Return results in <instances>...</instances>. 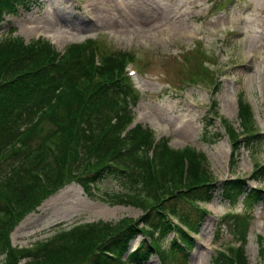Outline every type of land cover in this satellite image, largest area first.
I'll return each mask as SVG.
<instances>
[{"label": "trees", "instance_id": "obj_1", "mask_svg": "<svg viewBox=\"0 0 264 264\" xmlns=\"http://www.w3.org/2000/svg\"><path fill=\"white\" fill-rule=\"evenodd\" d=\"M28 1L0 0V26ZM131 61L132 54L116 53L97 39L70 45L64 54L41 38L29 45L0 40L1 264H18L21 257L29 258L28 264H144L154 255L162 264H189L194 236L207 215L204 204L217 192L230 208L243 197L245 212L260 200L264 192L249 191L246 179L219 184L208 171L207 157L195 148L175 150L168 138L154 146L150 128H131L140 101L126 72ZM248 103H241L243 122L254 116ZM251 178L264 179V166ZM107 179L128 191L100 194ZM68 181L78 182L89 197L135 206L144 214L116 224L75 225L37 243L34 253L12 250L14 220ZM139 235L146 238L132 251ZM259 255L264 261L262 239ZM246 261L243 248L233 246L215 257V264Z\"/></svg>", "mask_w": 264, "mask_h": 264}, {"label": "rangeland", "instance_id": "obj_2", "mask_svg": "<svg viewBox=\"0 0 264 264\" xmlns=\"http://www.w3.org/2000/svg\"><path fill=\"white\" fill-rule=\"evenodd\" d=\"M9 37L25 45L41 38L61 54L97 39L116 53L132 54L135 62L127 63L126 72L140 101L131 128H150L154 146L168 138L175 150L191 146L205 154L219 184L243 178L249 191L264 192V179L251 178L264 166V0H29L1 24L0 40ZM242 102L253 111L250 121H242ZM99 189L111 195L128 191L114 179ZM242 201L230 208L217 192L204 204L207 215L189 264H215L231 246L243 248L246 264H264V193L248 212ZM24 213L14 220L11 249L34 253L37 243L75 225L138 220L144 211L89 197L78 182L68 181ZM145 238L137 236L131 250ZM161 261L154 255L144 264ZM28 263L21 257L18 264Z\"/></svg>", "mask_w": 264, "mask_h": 264}]
</instances>
